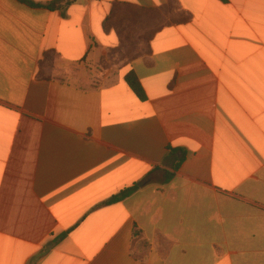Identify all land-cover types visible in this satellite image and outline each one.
<instances>
[{
	"label": "crops",
	"instance_id": "1",
	"mask_svg": "<svg viewBox=\"0 0 264 264\" xmlns=\"http://www.w3.org/2000/svg\"><path fill=\"white\" fill-rule=\"evenodd\" d=\"M28 1L62 3L0 0V264H264V0ZM117 2L161 24L107 67Z\"/></svg>",
	"mask_w": 264,
	"mask_h": 264
},
{
	"label": "trees",
	"instance_id": "2",
	"mask_svg": "<svg viewBox=\"0 0 264 264\" xmlns=\"http://www.w3.org/2000/svg\"><path fill=\"white\" fill-rule=\"evenodd\" d=\"M18 1L21 3L28 4L30 6L43 7L49 10H57L60 7V4L62 3V1H56V2L50 3L45 6H41V5L34 4L28 0H18ZM148 11L149 10L139 8L134 5L118 3V2L114 3L109 16L105 19L103 23L104 31L108 32L112 28L115 29L116 25L121 24L123 21H133V20L140 21V18H143L144 16H146L148 14ZM115 30L117 31L120 39L122 40V36L124 33H120L117 29ZM124 80L139 100L144 101L146 99L144 90L133 72L131 71L128 72L125 75ZM168 151H169V155L167 159H172L175 163L172 166L173 172H166V171L163 172L162 178H163L164 183H167L172 179V177L174 176V173L178 170L180 164L184 160V153L181 149H174V148L168 147ZM179 153L181 156L178 158L177 155ZM135 190H136V187L126 189L120 192L118 196L112 198L110 202L120 201L126 198L128 195H130Z\"/></svg>",
	"mask_w": 264,
	"mask_h": 264
},
{
	"label": "rangeland",
	"instance_id": "3",
	"mask_svg": "<svg viewBox=\"0 0 264 264\" xmlns=\"http://www.w3.org/2000/svg\"><path fill=\"white\" fill-rule=\"evenodd\" d=\"M144 18L146 19H142L141 21H123L121 24L116 25V27L114 25L115 29L124 34L122 36L121 47L116 51L108 53L107 67L127 64L133 58L143 53L150 35L161 24L159 11H151ZM104 64L105 61L100 62L101 66Z\"/></svg>",
	"mask_w": 264,
	"mask_h": 264
}]
</instances>
